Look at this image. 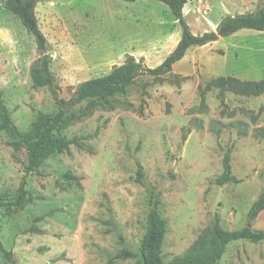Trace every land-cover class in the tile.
<instances>
[{
	"label": "rangeland",
	"instance_id": "obj_1",
	"mask_svg": "<svg viewBox=\"0 0 264 264\" xmlns=\"http://www.w3.org/2000/svg\"><path fill=\"white\" fill-rule=\"evenodd\" d=\"M0 0V93L13 124L26 133L56 105L34 87V38ZM259 0H189L184 18L194 35L216 31L222 18L254 12ZM36 18L61 99L78 84L108 74L133 56L157 67L181 37L168 7L154 0H39ZM264 80V32L241 30L190 48L161 79L142 75L100 99L62 134L78 139L50 154L26 178L22 206L0 207V242L16 264H142L147 216L165 222V264L202 252L215 215L229 232L264 190V94L213 88L212 79ZM85 103L69 114L79 115ZM234 181L220 182L225 153ZM24 147L0 118V203L17 199ZM137 165L143 177L136 181ZM252 228L264 230V210ZM122 251L132 257L116 258ZM0 264H8L0 252ZM216 264H264V242L227 245Z\"/></svg>",
	"mask_w": 264,
	"mask_h": 264
},
{
	"label": "trees",
	"instance_id": "obj_2",
	"mask_svg": "<svg viewBox=\"0 0 264 264\" xmlns=\"http://www.w3.org/2000/svg\"><path fill=\"white\" fill-rule=\"evenodd\" d=\"M39 0H5L4 9L12 14L26 32L34 38L37 50V58L29 68V75L34 87H47L51 93L57 111L53 115L40 114L26 133H21L13 124L10 113L0 93V118L4 127L25 149L26 162L23 165V177L17 199L12 202L0 203L2 206L23 205L26 197V178L52 153H61L72 144H77L78 139H68L62 131L68 127L74 118L80 119L88 110L95 107L100 99L110 97L116 92L125 90L135 82L139 76L146 75L155 79L172 72L173 65L181 61L186 52L192 47H202L225 38L241 30L264 32V0H259L256 10L250 13L225 16L218 24L216 31L194 35L191 33L184 18L183 8L189 0H154L168 7L174 20L181 27V37L173 51L155 68H149L137 61L133 56L126 57L125 61L114 66L111 71L101 77L86 80L77 85L73 95L64 100L58 96L59 85L51 70V59L47 54V40L39 28L35 14L36 4ZM126 3H134L138 0H122ZM217 88L220 91H232L240 95L264 94V80L241 81L235 77H219L212 79L200 88V96L203 99L205 93ZM85 103L80 109L79 115L69 114V110L77 105ZM223 172L221 183L234 181L230 171V154L227 151L222 161ZM143 177L142 167L137 165L136 181ZM264 210V190L251 205L247 216L246 225L238 230L229 232L221 224V219L215 215L211 224L210 242L206 250L186 255L175 259L172 264H216L225 252L227 245L232 242L246 240L251 243L264 242V230L252 228V224L258 215ZM147 228L140 246V258L142 264H165L161 258L160 250L165 235V222L160 217L156 208L149 211L147 216ZM0 252L8 264H16L12 253L7 251L0 242ZM127 251H122L116 258L132 257Z\"/></svg>",
	"mask_w": 264,
	"mask_h": 264
},
{
	"label": "built area",
	"instance_id": "obj_3",
	"mask_svg": "<svg viewBox=\"0 0 264 264\" xmlns=\"http://www.w3.org/2000/svg\"><path fill=\"white\" fill-rule=\"evenodd\" d=\"M189 2V1H188ZM201 2V0H198V3H200Z\"/></svg>",
	"mask_w": 264,
	"mask_h": 264
}]
</instances>
